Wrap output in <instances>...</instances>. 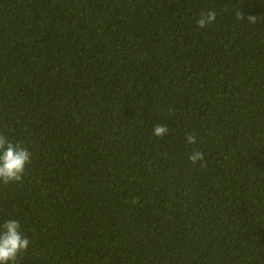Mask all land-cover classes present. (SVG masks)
Returning a JSON list of instances; mask_svg holds the SVG:
<instances>
[{"label":"trees","instance_id":"1","mask_svg":"<svg viewBox=\"0 0 264 264\" xmlns=\"http://www.w3.org/2000/svg\"><path fill=\"white\" fill-rule=\"evenodd\" d=\"M0 132L18 264H264V0H0Z\"/></svg>","mask_w":264,"mask_h":264},{"label":"clouds","instance_id":"2","mask_svg":"<svg viewBox=\"0 0 264 264\" xmlns=\"http://www.w3.org/2000/svg\"><path fill=\"white\" fill-rule=\"evenodd\" d=\"M234 18L240 22L255 24L260 17L245 15L242 10L235 13ZM215 10L201 12L196 24L204 29L216 22ZM152 134L158 139H163L170 134L167 124L156 123L152 126ZM187 145H196L195 133L186 132ZM33 153L22 142H15L4 132H0V183L5 185L22 182L26 175V168L32 163ZM193 165L204 164V153L199 149L192 151L188 157ZM21 222L10 219L3 224L0 231V264H18V257L29 249L30 240L22 232Z\"/></svg>","mask_w":264,"mask_h":264}]
</instances>
